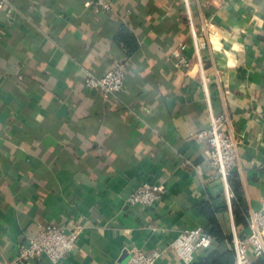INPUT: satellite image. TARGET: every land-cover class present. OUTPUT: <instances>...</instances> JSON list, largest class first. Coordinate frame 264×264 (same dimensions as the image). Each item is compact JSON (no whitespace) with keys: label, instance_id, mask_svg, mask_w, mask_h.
<instances>
[{"label":"crops","instance_id":"crops-1","mask_svg":"<svg viewBox=\"0 0 264 264\" xmlns=\"http://www.w3.org/2000/svg\"><path fill=\"white\" fill-rule=\"evenodd\" d=\"M6 0L0 14V257L13 264L41 227L80 226L57 264H124L131 249L183 264L179 232L202 228L206 202L222 230L245 235L207 145L193 135L224 114L237 141L247 213L264 199V0ZM189 20L192 26L189 25ZM136 49L127 55L116 35ZM193 34L207 44L197 54ZM189 67L177 64L174 51ZM125 62L122 91L82 83ZM153 205L127 206L142 184ZM227 190L233 192L227 182ZM231 201V200H230ZM264 242V230L261 233ZM222 252L228 243L208 250ZM205 252L195 257L202 262ZM28 264H52L47 258Z\"/></svg>","mask_w":264,"mask_h":264},{"label":"built area","instance_id":"built-area-1","mask_svg":"<svg viewBox=\"0 0 264 264\" xmlns=\"http://www.w3.org/2000/svg\"><path fill=\"white\" fill-rule=\"evenodd\" d=\"M6 0H0V14ZM89 6L94 12L110 10L104 0H92ZM189 25L192 22L189 20ZM193 47L197 54L205 49L207 44L203 37L193 34ZM186 48L181 44L174 51L177 64L189 67L190 63L181 55ZM125 78V62H117L110 70L101 76L85 72L82 83L89 91L97 92L103 98L117 96L123 88ZM226 122L224 114H213L209 111V125L193 135L197 141L207 145L206 158L214 165L217 174L225 185V197L230 206L232 195L227 190V177L238 165L237 141L227 131L223 130ZM164 189L160 185L142 183L126 200L127 206H151L163 195ZM258 211H250L246 215V234L237 235L233 230L228 243L229 250L234 255V264H257L264 259V242L261 233L264 230V199ZM81 233L80 226L48 225L41 227L35 237L22 247L19 256L13 264H28L31 260L47 258L52 264H57L64 259L76 246ZM212 246V238L202 228L186 229L179 232L173 243V249L183 264H193L195 257L208 251ZM128 258L124 264H157L161 251L153 250L142 252L137 249L127 251Z\"/></svg>","mask_w":264,"mask_h":264},{"label":"trees","instance_id":"trees-1","mask_svg":"<svg viewBox=\"0 0 264 264\" xmlns=\"http://www.w3.org/2000/svg\"><path fill=\"white\" fill-rule=\"evenodd\" d=\"M116 41L118 43L124 44L127 49V55L132 54L137 48L134 38L123 29L117 33ZM235 178L236 176L234 173H230L227 177L228 185L233 192V197L230 201L231 211L235 226L237 228L240 227L242 229H246L247 208L242 196V192L240 191L239 183ZM223 209L224 206L216 208L208 202L201 205V213L207 220V225L205 226L204 231L212 238V245L220 246L225 243H229L231 240V235H227L222 230L221 225L216 217L217 213ZM204 255V260L197 264H234V255L229 249H226L222 252L213 249L206 251ZM257 264H264V259L258 261Z\"/></svg>","mask_w":264,"mask_h":264},{"label":"water","instance_id":"water-1","mask_svg":"<svg viewBox=\"0 0 264 264\" xmlns=\"http://www.w3.org/2000/svg\"><path fill=\"white\" fill-rule=\"evenodd\" d=\"M0 264H5L4 262H3V259L0 257Z\"/></svg>","mask_w":264,"mask_h":264}]
</instances>
